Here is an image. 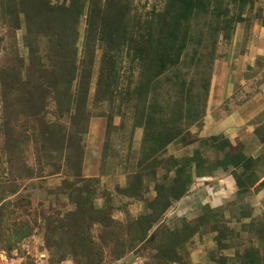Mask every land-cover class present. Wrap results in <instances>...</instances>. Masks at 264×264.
Returning <instances> with one entry per match:
<instances>
[{
  "label": "rangeland",
  "instance_id": "obj_1",
  "mask_svg": "<svg viewBox=\"0 0 264 264\" xmlns=\"http://www.w3.org/2000/svg\"><path fill=\"white\" fill-rule=\"evenodd\" d=\"M86 1L77 26L78 59L91 10L90 0ZM261 2L210 0L207 13L189 20L188 28L203 32L202 43L206 49L213 47L214 57L212 62L204 58L202 65L208 68L180 67L183 72L188 69L186 80H193V94L203 91L200 83L207 75L211 80L216 72L218 83L237 32L259 18ZM167 3L125 0L129 22L134 17L147 18ZM6 7L1 3L0 70L28 58L22 8H18V26L15 14L5 16ZM226 16L231 25L222 30ZM195 43L191 49L197 48ZM100 56L97 49L89 115L79 128L71 119L73 109H58L50 99L41 110V122L30 115L35 109H22L16 99L5 108L0 86V264H239L237 253L251 247L264 249V206L252 210L237 195L226 203V188L220 180L226 171L221 167L212 178L195 177L196 152L208 164L223 160L226 148L219 145L224 137L220 134L217 144L210 136L200 137L202 120L194 123L186 118L178 123L183 130L177 139L148 156L143 147L144 120L136 109L138 96L129 93L128 103L122 96L113 102L95 101ZM218 60L221 65L216 67ZM122 67L123 80L130 79L134 88L136 64L129 72L124 59ZM167 87L163 83L157 89L162 104L169 100ZM177 110L163 109L164 119ZM43 122L59 124L66 139L61 144L45 143L40 135ZM72 133H79L81 144L68 148ZM143 149L147 151L142 161ZM236 150L237 146L230 151ZM181 190L183 195L175 198ZM85 243H90L89 248Z\"/></svg>",
  "mask_w": 264,
  "mask_h": 264
},
{
  "label": "trees",
  "instance_id": "obj_2",
  "mask_svg": "<svg viewBox=\"0 0 264 264\" xmlns=\"http://www.w3.org/2000/svg\"><path fill=\"white\" fill-rule=\"evenodd\" d=\"M3 1L0 5L6 4L8 9L5 16L15 14L17 25L21 21L18 11L21 6L26 28L25 47L28 49L27 61L20 58L13 67L0 70V86L4 87L2 102L5 108L12 105V99H16L21 103L22 109H35L30 115L41 122L44 119L40 117L41 110L50 99L58 109L67 112L73 109L71 119L79 128L88 119L90 77L95 52L100 49L95 101L113 102L118 96H122L123 102L128 103L129 93L138 96L139 104L136 109H140L137 114L144 120L143 147L148 149V156L158 154L177 139L183 130L179 127V122L186 118L194 123L203 119L210 75L201 80L200 87L203 91L193 94V80H186L188 69L183 72L180 67L201 65L208 68L202 65L204 58L208 57L209 62L213 61V47L206 49L207 45H203V32L196 34L195 30L193 32L188 28L189 20L208 12L210 0H168L163 10L152 11L143 19L134 17L131 22L125 0H90L91 10L86 22L82 57L79 59L77 26L86 0H63L61 3H53L51 0ZM227 19L224 27H219L222 30L226 25H231V20ZM40 28L42 29L39 30ZM193 42H197V48L191 49ZM124 59L131 67L129 72L135 64L138 69L136 85L132 89L131 81L127 79L129 76L127 80H123L126 74V71L121 72ZM163 83L168 84L166 94L169 100L165 104L161 103L157 90ZM150 90L154 95L149 93ZM163 109L179 110L165 120ZM25 114L24 112L22 115ZM111 117H108V126ZM43 123L45 125L40 135L45 143L61 144L60 140L66 139V133L59 128V124ZM109 132L108 128L107 136ZM220 138L210 137L215 143ZM80 142L79 133H72L68 137V148L73 143L80 145ZM222 142L220 148H226V139ZM146 149L142 150V161L145 159ZM230 150L224 152L223 160L219 159L211 164L206 163L201 154L196 152L195 170L197 175H210L219 167L226 170V166L233 165L232 175L239 187L240 196L248 186L259 180L251 169L255 160L239 149L236 152ZM198 162H203V165ZM257 187L264 188V179ZM182 195L181 190L175 198ZM261 227L264 229V225ZM261 237L263 235L260 239ZM90 243H85L86 247L89 248ZM236 256L239 264H264V249L251 247Z\"/></svg>",
  "mask_w": 264,
  "mask_h": 264
},
{
  "label": "crops",
  "instance_id": "obj_3",
  "mask_svg": "<svg viewBox=\"0 0 264 264\" xmlns=\"http://www.w3.org/2000/svg\"><path fill=\"white\" fill-rule=\"evenodd\" d=\"M260 7L259 18L237 32L218 83L216 72L210 80L206 114L202 119L204 132L200 135H222L227 142L226 151L237 146L246 156L253 157L252 173L259 180L239 196L252 210L264 206V188L257 187L264 179V0ZM218 61L216 67L221 65ZM233 169L231 164L226 166V174L220 179L226 188V203L234 195L238 197ZM218 170L195 177L212 178Z\"/></svg>",
  "mask_w": 264,
  "mask_h": 264
}]
</instances>
